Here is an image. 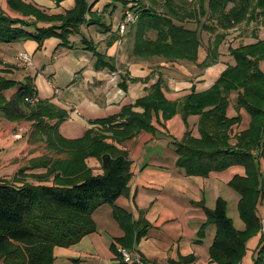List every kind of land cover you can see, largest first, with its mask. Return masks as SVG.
I'll return each instance as SVG.
<instances>
[{
	"label": "trees",
	"instance_id": "1",
	"mask_svg": "<svg viewBox=\"0 0 264 264\" xmlns=\"http://www.w3.org/2000/svg\"><path fill=\"white\" fill-rule=\"evenodd\" d=\"M58 4L61 0H55ZM75 0L64 14H49L27 0H7L9 7L23 18L11 17L0 9V42L34 40L42 48L47 38L55 37L69 46V38L81 33L84 23L107 26L102 15L92 12L94 2ZM121 2L135 15L126 32L128 54L132 61L160 56L166 61L194 63L202 45V31L214 35L201 67L216 62L225 31L248 23L264 14V0H110ZM38 22L50 23L38 26ZM194 23L195 27L187 24ZM86 49L95 55V67L115 70L114 59L100 53L86 39ZM234 59L220 73L214 84L204 91L192 90L179 100H169L157 79L145 95L120 111L92 121L100 127L87 129L79 138H65L59 132L68 111L49 99H40L32 76L23 80L7 77L0 68V117L30 124L28 141L41 142L48 153L31 158L9 179H0V264H52L55 246L68 247L96 228L92 214L103 204L113 205V213L124 234L117 237L111 249L121 262L118 247L134 250L146 235L150 223L134 220L115 200L128 195L131 162L123 144L141 130L154 131L152 120L161 124L180 113L186 121L198 115L199 136L187 129L176 148V166L187 175L207 176L233 165L243 166L244 175L236 174L229 181L239 195V216L245 223L237 229L227 213L222 197L214 208L199 204L206 212L207 225L216 227L209 248L210 264H239L246 252V243L260 231L258 207L264 199V176L260 158L264 156V39L229 47ZM124 81V80H123ZM120 82L125 87L124 82ZM122 87V88H123ZM14 90L9 96L7 91ZM237 92L235 109L250 115L249 127L237 131L241 115L228 116L229 95ZM141 108V110H136ZM233 140V141H232ZM88 157L99 160L101 172L95 173L86 163ZM43 169L28 173L29 170ZM35 181H27L26 177ZM142 264H158L139 255ZM193 255L167 260L163 264H184L194 261ZM128 264V263H125ZM137 264V263H129ZM253 264H264V233L256 246Z\"/></svg>",
	"mask_w": 264,
	"mask_h": 264
},
{
	"label": "crops",
	"instance_id": "2",
	"mask_svg": "<svg viewBox=\"0 0 264 264\" xmlns=\"http://www.w3.org/2000/svg\"><path fill=\"white\" fill-rule=\"evenodd\" d=\"M33 2L49 14H64L74 6L75 0H27ZM93 2V0H89ZM117 4L121 9L117 12ZM125 7L121 2L111 4L110 0H97L91 10L102 15L107 26L84 23L81 33L70 36V45L61 44L58 38L50 37L44 41L42 48L34 40L17 42H0V68L4 74L15 80L32 76L40 99H49L68 111V117L60 124L59 132L69 139L81 137L87 129L100 127L93 124L94 119L106 117L120 111L121 107L133 103L145 95L148 88L157 80H162V90L169 100H179L194 87L204 91L211 87L228 64H233L224 38L219 45V55L215 63L201 67L200 63L207 55V48L214 35L202 31V45L198 50L196 62L166 61L160 56L132 61L128 54V37L126 32L120 34V24ZM0 9L11 17L23 18L12 10L7 0H0ZM258 27L248 25L228 29L235 34L237 45L254 43L264 39V20ZM38 26L50 23L38 22ZM195 27L194 23L187 24ZM83 39L91 41L100 53L114 59L115 70L109 67L96 68L93 51L86 49ZM26 51L32 56L33 67L21 68L15 55ZM264 70V59L260 61ZM124 80V81H123ZM124 82L125 87L120 82ZM123 87V88H122ZM55 89L57 92H55ZM14 90H9L10 94ZM8 95V94H7ZM9 96V95H8ZM237 92L229 95L228 116L241 115L237 131L245 130L250 124V115L241 108L235 109ZM141 110V108H136ZM198 115H189L186 121L180 113L161 124L156 118L152 120L154 131L141 130L131 140L123 144L129 152L131 162V179L128 195L119 196L115 205L129 212L133 219L144 218L150 223L145 236L136 244L134 251L150 261L163 264L167 260H178L188 255L194 261L184 264H210L209 248L214 240L216 227L207 225L202 236L198 232L206 220L205 207L214 208L216 201L222 197L227 202V212L237 207L240 195L233 190L229 181L234 175H244L245 169L233 165L222 171H212L207 176L187 175L176 166V148L173 141L180 140L187 129L194 136H199ZM19 124L28 127L21 139H13L9 133ZM30 124L26 121H9L0 117V179L12 178L20 167L28 165L29 160L45 154L46 147L40 143H30L28 135ZM233 141V140H232ZM86 163L95 173L101 172L100 162L95 157H88ZM260 168L264 171V156L260 158ZM43 169L29 170L28 173ZM27 181H35L26 177ZM260 217H264V199L258 207ZM95 230L85 235L77 243L68 247L55 246L52 264H125L117 258L111 249L113 240L121 237L124 230L114 217L113 205L103 204L92 214ZM239 218V229L245 223ZM261 232L252 236L246 243V252L240 264H253V255L258 245ZM142 264V263H141Z\"/></svg>",
	"mask_w": 264,
	"mask_h": 264
},
{
	"label": "built area",
	"instance_id": "3",
	"mask_svg": "<svg viewBox=\"0 0 264 264\" xmlns=\"http://www.w3.org/2000/svg\"><path fill=\"white\" fill-rule=\"evenodd\" d=\"M134 20H135V15L131 11L129 10L124 11L122 20L120 24L118 25L119 33L124 34L127 31L128 26L132 22H134ZM15 60L21 68L29 69L33 67L32 56L26 51L18 52L15 55ZM55 92H57L56 89H55ZM27 131H28V127L26 125L19 124L9 133V136L16 140L21 139L25 135V133H27ZM2 139H3V136L0 135V141H2ZM260 231L264 233V217L261 218ZM118 251L122 255L123 261L125 263H128V264L129 263H137V264L142 263L139 255L134 250H129L124 247H118Z\"/></svg>",
	"mask_w": 264,
	"mask_h": 264
},
{
	"label": "rangeland",
	"instance_id": "4",
	"mask_svg": "<svg viewBox=\"0 0 264 264\" xmlns=\"http://www.w3.org/2000/svg\"><path fill=\"white\" fill-rule=\"evenodd\" d=\"M117 8H118L117 12H119L120 9H121V4H117ZM262 20H264V14H263L262 16H259V17L256 18L255 20H253L255 23H253L252 25H254L255 29H256V27H258V25L261 23V22H259V21H262ZM249 23H251V22H248V23H246V24L248 25ZM246 24H245V23H241V24H239L240 27H242V25H244V28H243V27L240 28V32H239V33H242V32H241V29H245V25H246ZM227 36H228V38L226 39V41H225V43H224L225 48L228 47V50H229V47H237V46H238V45L236 44L237 41L234 40V39L236 38L235 34H232V33H230L229 30H226V31H225V37H224V38H226ZM242 45H243V44H242ZM7 94L10 95V92H8ZM37 143H40L41 145H44V144L41 143V142H37ZM46 151H47V149H46ZM47 153H48V151H47L45 154H47ZM48 154H50V155H52V156H56V154H54V153H52V152H51V153H48ZM261 173H262V176H264V171H261ZM258 211L263 212V209L260 208ZM227 213H228V212H227ZM238 214H239L238 206L235 207V208H233V209L231 208V209L229 210V214H228V216L232 218L233 223H234V226H235L237 229H239V228H238V227H239V218H238ZM239 264H240V263H239Z\"/></svg>",
	"mask_w": 264,
	"mask_h": 264
}]
</instances>
